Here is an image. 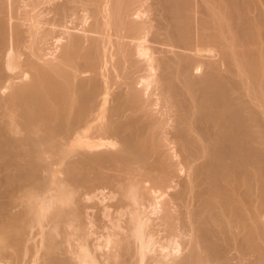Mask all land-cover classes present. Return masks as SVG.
Instances as JSON below:
<instances>
[{
  "label": "bare ground",
  "instance_id": "obj_1",
  "mask_svg": "<svg viewBox=\"0 0 264 264\" xmlns=\"http://www.w3.org/2000/svg\"><path fill=\"white\" fill-rule=\"evenodd\" d=\"M0 264H264V0H0Z\"/></svg>",
  "mask_w": 264,
  "mask_h": 264
}]
</instances>
